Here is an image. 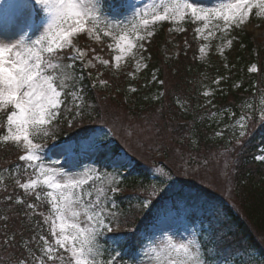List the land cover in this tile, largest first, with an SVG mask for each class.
Returning <instances> with one entry per match:
<instances>
[{
  "label": "trees",
  "instance_id": "1",
  "mask_svg": "<svg viewBox=\"0 0 264 264\" xmlns=\"http://www.w3.org/2000/svg\"><path fill=\"white\" fill-rule=\"evenodd\" d=\"M119 3L117 0H100L103 10L107 12ZM162 39L160 29L155 39L146 44V67L141 79L135 81L136 89L129 97L125 94L129 84L125 73L103 70L104 78L113 88L111 91L99 88L93 84L89 71L81 69V64L76 60L67 59L68 52L63 51V65L74 64V68H65L73 79L69 81L63 96L64 103H70L72 110L64 114L61 111L62 120L48 127L47 137L55 136L78 143L91 137L96 127H108L116 142L113 145L102 144L95 158L103 177L112 172L109 168L111 161L119 150H123L124 136L119 139L116 131L128 129L123 124L114 126L113 121L116 120L112 118L125 116L136 119L139 125L143 119L154 118L152 130L158 138V145L153 152L160 153V156L154 159L130 155L132 168L123 167L118 171L121 191L114 197L116 206L112 211L116 216L111 223L113 230L106 232L100 240L105 249V260L109 254L112 257L118 255L117 263L121 264L135 259L145 247L144 235L150 234L149 227L153 220L161 212L171 210L189 223H200L198 240L204 245L208 264H250L252 260L264 264V161L256 160V156L264 152V119L252 108L247 121V134L240 144L227 143L225 138H211L213 133L209 132L210 126L204 122L205 118L198 121L200 113L193 105L188 108L182 105L185 100H193L191 95L197 88L195 77L204 68L195 57L199 44L194 28L188 24L187 30L178 36V40L185 44L180 47L176 57L164 56L159 45ZM254 48L253 36L245 31H237L234 44L227 52L231 68H219L222 75L225 72L230 73L228 77L232 75L229 81L224 78L225 82L236 80L238 83L236 88L229 87L215 96L216 109L222 110L225 116L232 114L239 117L245 101L254 104L261 94L260 88H264V48ZM252 64L256 70L249 73L247 69ZM152 76L155 78L152 79ZM59 84L57 78L56 85L61 89ZM154 89L160 92L156 100L149 98ZM74 92L80 94V116H76ZM11 110L9 107L0 111V136L5 133L6 115ZM73 116L76 119L69 126L68 120ZM187 121L191 124H182ZM191 132L197 139L195 145L189 135ZM18 149L12 143H0V264H18L21 259L35 264L43 244L39 237L46 233L37 212L33 213L27 208V204L32 203L38 205V209L43 205L48 209L46 202L37 200L33 193L25 194L15 182L18 178L24 180L28 172L25 171L24 162L16 158ZM176 153H179L178 157ZM157 163L172 175L176 169L181 170L182 176H175L180 188L171 186L174 190L170 193L163 189L152 195L149 184L152 182V168ZM208 165L220 167L221 175L226 171L230 173L223 179L231 183L235 194L238 193L237 202L233 195L226 197L209 189L213 188L211 184L206 188L191 185L195 181L183 176L189 170L208 169ZM104 182L106 185L107 182ZM98 183L93 182L92 188L97 187ZM18 197L23 203L17 202ZM145 200L149 201L148 206L142 207ZM13 236L14 239H11ZM6 237L9 238L7 244L4 243ZM114 239H119L118 247L113 244ZM56 264H60V261H56Z\"/></svg>",
  "mask_w": 264,
  "mask_h": 264
},
{
  "label": "snow or ice",
  "instance_id": "2",
  "mask_svg": "<svg viewBox=\"0 0 264 264\" xmlns=\"http://www.w3.org/2000/svg\"><path fill=\"white\" fill-rule=\"evenodd\" d=\"M32 3L39 17L33 35H39L35 39L28 35L25 28L32 25L27 22H24L19 34L11 37L0 35V109H12L6 115L7 134L0 136V140L14 144L22 142L25 154L19 160L27 161L33 166L35 178L23 182L17 179L15 182L18 187L25 194L34 193L37 200L41 198L37 191L40 185L49 189L47 197L50 198V211L47 215L42 212L38 214L43 217L45 224L51 221L52 239L49 241L44 235L39 237V241L44 244L40 264H45L44 256L51 264H56L57 260L60 264H117L118 255L112 257L109 254L106 261L102 258L105 249L100 240L106 232L113 230L111 223L116 216L112 211L115 208L114 197L121 191L118 180L109 174L105 185L104 178L97 169L96 179H101V187L95 193H85L83 186L88 181L45 167L39 155L45 145L34 142V137L59 117L64 103L62 97L68 87L66 82L73 79L66 71H57L74 68V64L61 65L60 61L64 59L61 53L69 49L71 52L67 59H82L84 53L74 46L73 39L87 33L89 36L95 35L99 40L103 33V36L112 37L115 42V50L119 54L113 60L117 62L115 66L118 68L126 57L135 55V49L144 48L140 41L152 36L150 29L158 23L183 22L191 18L194 22H203L205 29L211 25L227 32L249 17L254 5L264 11V0H234L220 2L215 6H201L197 0H156L143 7L130 5L132 15L127 22L107 17L100 0H32ZM200 31L201 29H196L197 33ZM142 32L146 35H141ZM212 34L209 31V35ZM112 47L110 44L109 48ZM200 51H205L204 46H201ZM100 63L109 65L106 59H101ZM137 66L139 67V61ZM255 70V66L250 68V71ZM57 78L64 90H58L55 83ZM100 83L103 85L106 82ZM75 108L76 116L82 115V104L78 97ZM76 116L68 120L69 126ZM247 119L243 114L239 117L241 129H246L244 121ZM261 119H264V112L261 113ZM43 134L48 135L47 132ZM246 134L245 130L239 132L240 137ZM239 142L238 140L237 143ZM155 191L153 189L152 195H155ZM17 202L23 203V200L18 197ZM148 203L149 201H145L142 207H147ZM37 207L36 204H27V208L33 213ZM32 239L35 240V237ZM8 242L9 238L6 237L4 243ZM113 244L118 247L119 239H114ZM26 250L31 252L30 249ZM59 250L67 253V257ZM150 261L151 264H208L204 245L196 238L177 242L167 237L153 248ZM18 264L28 262L21 259Z\"/></svg>",
  "mask_w": 264,
  "mask_h": 264
},
{
  "label": "rangeland",
  "instance_id": "3",
  "mask_svg": "<svg viewBox=\"0 0 264 264\" xmlns=\"http://www.w3.org/2000/svg\"><path fill=\"white\" fill-rule=\"evenodd\" d=\"M119 2V8L113 7L110 12H107L105 10H103V12L107 17L111 19L127 22V20L130 19L132 15V9L130 5L143 7L146 4L156 2V0H120ZM197 2L201 6H215L220 2L227 3L234 2V0H197ZM257 13H260V15L258 16ZM41 15L43 14L41 13ZM24 22H27L28 25H32V27H26L25 31L29 36L32 37V39H35L36 35H39V33L33 35L35 24L39 23V17H37L36 15V9L32 3V0H0V35L11 37L19 34L21 28L24 27ZM187 24L195 26V32L197 28L201 29L199 33H195L196 39L199 44L197 48L198 54L196 58L199 63L204 65V68L195 77L197 88L196 92L191 95L193 96V100H185L182 102V105L183 107L186 106V108H188V106L192 104L194 109L200 113L198 114V121H201L202 118H205L206 121L204 122L208 126H210L209 132L213 133V135H210L211 138H225L227 143L233 142L235 144V141H240L243 138L239 136V132L241 130H245L239 127V117L242 114L248 117L249 112H251L252 108L255 106L256 109L259 110L260 115L262 112H264V91H260L261 94L258 97L256 103L248 104V101H245L241 109L242 112L238 118L235 119V116L232 114L225 116L222 110L216 109L215 96L219 91H226L229 87H232L233 89L236 88L238 86V83L236 82V80L229 83L225 82L226 79L224 78H228L229 81L232 75L228 77V74L230 73L227 72L222 75L219 71V68L220 66H224L229 69L231 68L230 64L228 63L227 52L234 44L235 33L239 30L243 31L246 29L253 32L254 39L256 40L254 44V50L264 48V11H262L258 5H254L250 10V16L245 18L243 22L239 23L238 26H232L227 32H223L219 29L213 28L211 25L208 29H205L203 22H194L191 20V18H187L183 22H169V27L164 28L165 37H163L159 44L161 51L166 58L176 56L180 51V47L185 44L181 43L178 40V34L185 30L184 26ZM160 25L161 23H158L150 29V31L153 32L152 36L147 37L143 41H140V43H143L144 48L135 49V55L126 57L124 61L120 63L118 68L115 66L117 62L113 60V57L119 54L118 50H115V42L112 37L103 36V33L100 34L99 40L96 39L95 35L89 36L87 33H83L75 37L73 39L74 46L76 48H79L84 53L82 59L75 60L81 63V69L83 68L92 72L94 84L102 89L107 88L109 91H111L113 88L111 84L105 83L101 85L100 83V81H105L103 79L104 75L100 70L101 67H103L104 69H111L115 72H124L125 74H127L129 84L126 87L127 92L125 94L126 97H129L136 89L135 86L137 85L134 84L135 81H137L139 78L141 79V74L145 69L144 67L146 65L147 59L146 44H150L155 39L158 32L157 29ZM220 28H223L222 21L220 22ZM209 31L213 33L211 36L209 35ZM84 34L86 35L85 40L82 39V36ZM141 35H146V33L142 32ZM110 44L113 45L112 48H109ZM201 46H204L205 48V51L203 53L200 51ZM101 59L108 60L109 65L105 66L100 63ZM89 61H91V64H89ZM138 61L139 67L137 66ZM60 63L62 66H64L63 61H60ZM253 66L255 65H250L247 69V72L253 73L254 71H250V68H252ZM60 71L66 70L65 68H62L60 69ZM151 78L154 79L155 76H152ZM142 80L144 79L142 78ZM59 83V85L61 86L60 79ZM66 83L68 85L69 81H67ZM226 84H228V86ZM58 90L61 89L58 88ZM205 93H207V95ZM73 95L74 99H76L77 97L80 99V94L78 92H74ZM159 95L160 92L154 89V92H151L149 98L152 97V99L156 100L159 98ZM249 105H251V108L249 107ZM71 110L72 105L70 103H63L60 108V113L61 111L62 114L68 113L69 111L71 112ZM61 120L62 118L60 116L56 120H54L51 125H54L55 122L57 123ZM112 120H116V122L113 121V123H115L114 126L116 127L121 124L128 126V129L124 132H122L121 130H117L115 135L119 139L121 136H124V146L122 148L123 150L132 152L131 154L122 150L121 153L111 161L109 168L112 172H109V174L114 176L120 183L121 178H119L118 171L123 167L129 169L133 164V160L131 159L132 157L137 156L136 158L141 157L155 159L160 156V153L157 154L156 152H153L155 147H157L158 145V138H156V135L152 130V127L154 125L153 117L143 119L141 125L136 123L138 122L136 119H128L125 116L120 117L119 119L112 118ZM127 121L130 122L127 124ZM188 123L191 124L190 121ZM244 123L247 126V120H245ZM81 125H86V123H82ZM48 127L49 126H46L34 137L35 143L45 145V147L39 153V155L42 157L44 166L60 170L61 172L67 173L77 179H84L85 181H88V183L83 186V191L85 193L89 191L95 193V191L99 187H101V179H96L97 167L95 166L96 164L94 160L99 152V147L97 146H99L101 142L108 140L113 143L114 139L111 133L105 128L98 129V131L91 137L83 140L81 143L76 145L72 141L65 142L61 139H58L57 137H55V139L53 137L48 138L43 134L44 132H47ZM217 133H221V135H217ZM5 134H7V131ZM189 135L193 145L197 144V139L194 135V132L189 133ZM0 142L6 143L2 140H0ZM17 145H19L24 151L22 154H25L22 142ZM130 155H132V157ZM175 155L176 157H178L179 153H176ZM259 159H262V157L259 156ZM32 167V165H29L27 163L26 168L30 173L29 178H35V173H33ZM208 167V169L204 170L198 168L196 171H190L189 169H187L189 170L188 174L183 176L195 181L191 182V185H196L199 187L203 186L206 188L209 184H211L213 185V188L209 189H213L219 194L222 193V195L226 197L227 195H233L234 201H236V199L238 200V193H234L231 183H226V180L223 179L226 178L227 174L229 175L230 173L226 171L221 175L220 167L215 165H208ZM152 173L153 175L150 178L152 182L149 184L151 192H153V189H155L156 191L165 189L167 193H170L174 190L173 188H180V186L176 182L177 179L175 178V176H182L180 169H176L174 171V175H172L170 171L165 169L163 165L157 163L152 168ZM109 174L103 176L104 181L107 182ZM90 177L92 178L91 180L89 179ZM27 179H25L24 181H26ZM40 179L42 180L43 177H40ZM93 180H97L99 182L98 186L95 188H92ZM203 181L205 182L204 184ZM90 183L91 185H89ZM171 186H173V188ZM42 189H44L43 196L46 197V199L49 201L50 198L47 197V191H49V189H47L45 185H40L37 190L41 191ZM234 196H236V198ZM114 203L116 206L115 201ZM50 207L49 210H47L45 213H49ZM43 222V217H41V223L43 227L45 226V232L47 231L46 226L51 229V221H49L47 224H44ZM152 223L153 224L149 227L150 234L146 236L147 243L142 253L137 255L135 259L129 260L124 264H151L150 257L153 248L163 242L167 237H171L179 242L181 240H186L189 238L198 239V235L200 232V226L198 222H195L193 225H191L181 217H177V215L171 210L164 211L163 213L161 212L153 220ZM47 239L51 241V235H48ZM43 259L46 263H50V261L47 260L46 256H44ZM249 262H251L250 264H257L254 262V260Z\"/></svg>",
  "mask_w": 264,
  "mask_h": 264
}]
</instances>
